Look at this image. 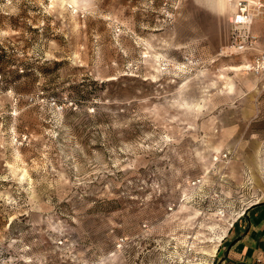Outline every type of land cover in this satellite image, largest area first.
<instances>
[{"label":"rangeland","instance_id":"1","mask_svg":"<svg viewBox=\"0 0 264 264\" xmlns=\"http://www.w3.org/2000/svg\"><path fill=\"white\" fill-rule=\"evenodd\" d=\"M205 1L0 0V264H217L264 72Z\"/></svg>","mask_w":264,"mask_h":264},{"label":"crops","instance_id":"2","mask_svg":"<svg viewBox=\"0 0 264 264\" xmlns=\"http://www.w3.org/2000/svg\"><path fill=\"white\" fill-rule=\"evenodd\" d=\"M204 7L221 15L235 9V2L207 0ZM253 31L257 35V49H261L264 44V21L255 20ZM256 55L257 51L244 53L242 65L252 62ZM239 69H243V66L233 68L236 71ZM217 264H264V199L247 207L230 225L219 246Z\"/></svg>","mask_w":264,"mask_h":264},{"label":"built area","instance_id":"3","mask_svg":"<svg viewBox=\"0 0 264 264\" xmlns=\"http://www.w3.org/2000/svg\"><path fill=\"white\" fill-rule=\"evenodd\" d=\"M257 19L264 21V0H239L235 3L229 19V48L234 53L257 51L254 60L247 65L251 71L264 72V44L261 49H257V35L253 31V24Z\"/></svg>","mask_w":264,"mask_h":264},{"label":"bare ground","instance_id":"4","mask_svg":"<svg viewBox=\"0 0 264 264\" xmlns=\"http://www.w3.org/2000/svg\"><path fill=\"white\" fill-rule=\"evenodd\" d=\"M231 1L237 3L239 0H231ZM251 1H252V0H251ZM244 69H246V70H248V71H251V70H250V67H249L247 64L243 66V70H244Z\"/></svg>","mask_w":264,"mask_h":264},{"label":"trees","instance_id":"5","mask_svg":"<svg viewBox=\"0 0 264 264\" xmlns=\"http://www.w3.org/2000/svg\"><path fill=\"white\" fill-rule=\"evenodd\" d=\"M26 70H23V72L22 73H24ZM0 74H1V71H0ZM110 202H108L107 204H109Z\"/></svg>","mask_w":264,"mask_h":264}]
</instances>
